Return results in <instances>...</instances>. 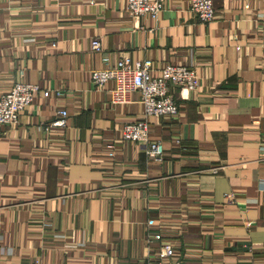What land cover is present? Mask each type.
Listing matches in <instances>:
<instances>
[{
  "label": "crops",
  "instance_id": "crops-1",
  "mask_svg": "<svg viewBox=\"0 0 264 264\" xmlns=\"http://www.w3.org/2000/svg\"><path fill=\"white\" fill-rule=\"evenodd\" d=\"M164 1L153 19L128 0H0V96L50 91L0 123V264H264V0H214L211 21ZM123 57L201 78L171 89L178 114L148 117L147 144L122 141L140 94L115 104V81L92 79Z\"/></svg>",
  "mask_w": 264,
  "mask_h": 264
},
{
  "label": "built area",
  "instance_id": "built-area-1",
  "mask_svg": "<svg viewBox=\"0 0 264 264\" xmlns=\"http://www.w3.org/2000/svg\"><path fill=\"white\" fill-rule=\"evenodd\" d=\"M165 8L164 0H128L127 11L132 17L150 16L157 19ZM190 11L201 21H211L216 16L214 0H191ZM91 47L95 51H103V42L100 37L92 39ZM153 68L151 59L132 61L130 57H123L116 65L107 69L95 70L92 74L93 82L105 85L114 80L112 102L124 104L130 102L133 93H139L145 108L144 117L140 120L127 123L122 128V141H133L147 144L150 142L151 115L170 116L179 113V106L171 93L173 87L186 90H197L201 85V78L197 70L189 66L168 64L159 75L151 76ZM24 75V69L20 76ZM45 96L50 91H43L40 85L22 80L16 81L9 91L0 96V123L15 124L20 121L21 113L29 107L37 94ZM58 95L63 92L57 91ZM60 118L53 121L50 127L66 126L68 111H58ZM48 129V128H46ZM147 152L151 157L160 158L164 153L162 142H151ZM161 239V234L155 235ZM175 255L174 246L165 242L160 249L161 258Z\"/></svg>",
  "mask_w": 264,
  "mask_h": 264
}]
</instances>
